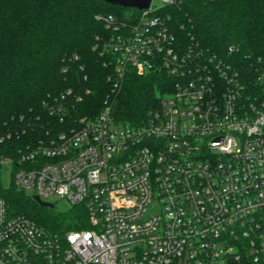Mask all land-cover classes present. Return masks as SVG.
Here are the masks:
<instances>
[{
	"label": "built area",
	"instance_id": "obj_1",
	"mask_svg": "<svg viewBox=\"0 0 264 264\" xmlns=\"http://www.w3.org/2000/svg\"><path fill=\"white\" fill-rule=\"evenodd\" d=\"M103 20L118 74L164 71L172 85L141 125L106 107L0 157L18 189L82 206L88 224L53 234L0 199V264H264V76L247 94L229 64L182 50L153 2L134 25Z\"/></svg>",
	"mask_w": 264,
	"mask_h": 264
},
{
	"label": "trees",
	"instance_id": "obj_2",
	"mask_svg": "<svg viewBox=\"0 0 264 264\" xmlns=\"http://www.w3.org/2000/svg\"><path fill=\"white\" fill-rule=\"evenodd\" d=\"M159 10L183 50L198 44L229 64L247 91L264 76V0H185ZM142 11L102 0H0V157L51 144L106 107L116 123L138 126L171 87L164 71L118 74L105 43L116 25H134ZM10 135L9 138L7 136ZM15 185L0 199L53 234L88 228L86 211L41 207Z\"/></svg>",
	"mask_w": 264,
	"mask_h": 264
},
{
	"label": "rangeland",
	"instance_id": "obj_3",
	"mask_svg": "<svg viewBox=\"0 0 264 264\" xmlns=\"http://www.w3.org/2000/svg\"><path fill=\"white\" fill-rule=\"evenodd\" d=\"M161 1L162 0H153V7L157 9L163 6ZM12 171H13L12 165H10L9 163L5 164L2 168L1 180H2V185L5 188L10 187L12 185V179H11ZM23 191L26 195H29V196L35 195L33 190H23ZM48 202H53L57 210L61 212L68 211L71 208V205L65 200L56 201L55 199L50 198L48 199Z\"/></svg>",
	"mask_w": 264,
	"mask_h": 264
},
{
	"label": "water",
	"instance_id": "obj_4",
	"mask_svg": "<svg viewBox=\"0 0 264 264\" xmlns=\"http://www.w3.org/2000/svg\"><path fill=\"white\" fill-rule=\"evenodd\" d=\"M102 1L122 8H135L139 11L149 10L153 2V0H102ZM33 199L41 207L51 208V209L55 208V205L42 201L38 196H34Z\"/></svg>",
	"mask_w": 264,
	"mask_h": 264
},
{
	"label": "flooded vegetation",
	"instance_id": "obj_5",
	"mask_svg": "<svg viewBox=\"0 0 264 264\" xmlns=\"http://www.w3.org/2000/svg\"><path fill=\"white\" fill-rule=\"evenodd\" d=\"M42 201H44V200H42ZM44 202H46V203H51V202H48V201H44ZM51 204H53V203H51ZM54 205V204H53Z\"/></svg>",
	"mask_w": 264,
	"mask_h": 264
}]
</instances>
